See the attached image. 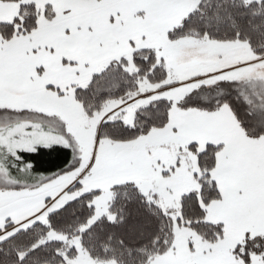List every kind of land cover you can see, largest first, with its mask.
Masks as SVG:
<instances>
[{
    "label": "snow or ice",
    "instance_id": "1",
    "mask_svg": "<svg viewBox=\"0 0 264 264\" xmlns=\"http://www.w3.org/2000/svg\"><path fill=\"white\" fill-rule=\"evenodd\" d=\"M0 264H264V0H0Z\"/></svg>",
    "mask_w": 264,
    "mask_h": 264
},
{
    "label": "trees",
    "instance_id": "2",
    "mask_svg": "<svg viewBox=\"0 0 264 264\" xmlns=\"http://www.w3.org/2000/svg\"><path fill=\"white\" fill-rule=\"evenodd\" d=\"M50 159H52V160H56V157H55V156H53V157H51Z\"/></svg>",
    "mask_w": 264,
    "mask_h": 264
}]
</instances>
